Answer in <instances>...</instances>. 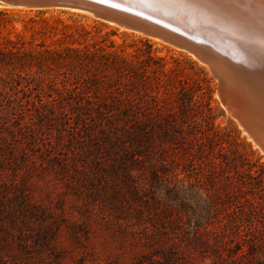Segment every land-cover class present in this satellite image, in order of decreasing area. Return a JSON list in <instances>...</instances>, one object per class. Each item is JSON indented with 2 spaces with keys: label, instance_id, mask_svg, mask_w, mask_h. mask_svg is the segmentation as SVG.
Returning a JSON list of instances; mask_svg holds the SVG:
<instances>
[{
  "label": "rangeland",
  "instance_id": "obj_1",
  "mask_svg": "<svg viewBox=\"0 0 264 264\" xmlns=\"http://www.w3.org/2000/svg\"><path fill=\"white\" fill-rule=\"evenodd\" d=\"M93 14L0 5V264H264V153L219 79Z\"/></svg>",
  "mask_w": 264,
  "mask_h": 264
},
{
  "label": "bare ground",
  "instance_id": "obj_2",
  "mask_svg": "<svg viewBox=\"0 0 264 264\" xmlns=\"http://www.w3.org/2000/svg\"><path fill=\"white\" fill-rule=\"evenodd\" d=\"M129 1V0H128ZM144 3L150 8L159 9L162 15L171 12L175 16L188 19L193 25L190 29L205 32L214 39L221 40L225 46L238 58L223 55L215 49L218 63L203 57L189 48L185 43L164 36L140 26L125 29L137 30L141 33L159 37L177 47L186 49L199 62L207 65L220 83V98L224 106L237 118L244 132L264 153V150L254 141L250 132H257L264 138V0H130ZM0 5H4L1 3ZM7 6V5H4ZM10 7V6H9ZM101 16L97 9L88 10ZM238 16L234 23L223 20L224 15ZM240 17V20H239ZM116 23L111 18L109 19ZM241 21V22H240ZM255 28L254 37L241 29ZM118 25V23H117ZM240 25V26H239ZM120 26V24L118 25ZM251 64L255 73L237 67L241 63ZM235 66V67H234ZM252 104L256 108L252 111ZM254 106V107H255ZM252 111V112H250ZM251 113V114H250Z\"/></svg>",
  "mask_w": 264,
  "mask_h": 264
},
{
  "label": "water",
  "instance_id": "obj_3",
  "mask_svg": "<svg viewBox=\"0 0 264 264\" xmlns=\"http://www.w3.org/2000/svg\"><path fill=\"white\" fill-rule=\"evenodd\" d=\"M10 7L28 8V9H48V8H67L78 11L97 9L99 15L96 17L103 21H113L120 25H126L130 28L140 26L146 30L171 37L177 41L185 43L189 48L203 57L218 63L215 49L223 55L231 56L234 60L239 59L238 54L229 50L221 40L214 39L213 36L205 32L191 30L193 27L188 19L175 16L171 12L162 15L159 9L150 8L144 3L133 2L128 0H0V4ZM238 16L224 15L222 18L228 23H234ZM240 20V17H239ZM241 22V21H240ZM240 26V25H239ZM250 26V24H249ZM247 34L260 37L256 34L255 28L246 29L240 26ZM244 70H249L251 74L255 73L253 67L248 63L237 64ZM235 67V66H234ZM253 139L264 150V138L257 135L258 133L250 132ZM264 137V136H263Z\"/></svg>",
  "mask_w": 264,
  "mask_h": 264
},
{
  "label": "trees",
  "instance_id": "obj_4",
  "mask_svg": "<svg viewBox=\"0 0 264 264\" xmlns=\"http://www.w3.org/2000/svg\"><path fill=\"white\" fill-rule=\"evenodd\" d=\"M12 54H13V52H11V51H9V52L7 53V55H5L4 53H0V64H2L3 62H5V64H9V62L6 63V62H7V61H6V58L9 57V56L12 55Z\"/></svg>",
  "mask_w": 264,
  "mask_h": 264
}]
</instances>
